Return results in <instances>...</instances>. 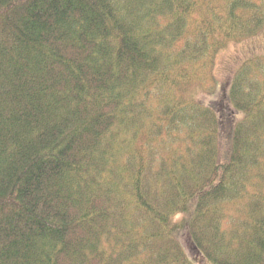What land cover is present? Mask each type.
<instances>
[{
    "label": "trees",
    "instance_id": "1",
    "mask_svg": "<svg viewBox=\"0 0 264 264\" xmlns=\"http://www.w3.org/2000/svg\"><path fill=\"white\" fill-rule=\"evenodd\" d=\"M262 30L264 0H0V264H264V63L184 95Z\"/></svg>",
    "mask_w": 264,
    "mask_h": 264
},
{
    "label": "rangeland",
    "instance_id": "2",
    "mask_svg": "<svg viewBox=\"0 0 264 264\" xmlns=\"http://www.w3.org/2000/svg\"><path fill=\"white\" fill-rule=\"evenodd\" d=\"M214 55L215 57L209 70L199 74L204 79V86L198 81L196 82V79H192L189 85H184V95L187 97V100L194 99L200 103L207 104L211 100L217 99L222 94L220 87L230 82V74L242 60L241 58L249 55L257 56L264 63V30L238 44L229 41L222 50ZM210 56L209 54L207 57L210 58ZM229 144L230 142L226 135L222 134L218 138L220 160L225 161L228 159Z\"/></svg>",
    "mask_w": 264,
    "mask_h": 264
}]
</instances>
